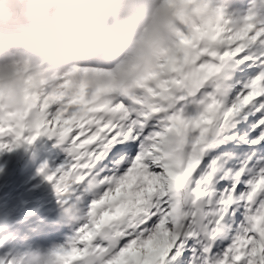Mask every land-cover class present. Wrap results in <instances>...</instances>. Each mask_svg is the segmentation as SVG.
Here are the masks:
<instances>
[{
    "label": "snow or ice",
    "instance_id": "obj_1",
    "mask_svg": "<svg viewBox=\"0 0 264 264\" xmlns=\"http://www.w3.org/2000/svg\"><path fill=\"white\" fill-rule=\"evenodd\" d=\"M219 3L161 0L171 38L116 67L39 89L15 69L23 107L0 77V150L66 146L45 177L77 217L56 264H264V0Z\"/></svg>",
    "mask_w": 264,
    "mask_h": 264
},
{
    "label": "clouds",
    "instance_id": "obj_2",
    "mask_svg": "<svg viewBox=\"0 0 264 264\" xmlns=\"http://www.w3.org/2000/svg\"><path fill=\"white\" fill-rule=\"evenodd\" d=\"M172 23L161 0H0L4 102L23 107L13 75L17 68L38 89L50 87L73 67H116L141 50L147 52L149 35L166 43ZM131 82L132 77L125 81ZM65 217L69 223L77 218L68 212ZM20 264H56V258L53 249L37 245L21 255Z\"/></svg>",
    "mask_w": 264,
    "mask_h": 264
},
{
    "label": "rangeland",
    "instance_id": "obj_3",
    "mask_svg": "<svg viewBox=\"0 0 264 264\" xmlns=\"http://www.w3.org/2000/svg\"><path fill=\"white\" fill-rule=\"evenodd\" d=\"M65 147L42 135L31 144L0 150V259L5 264H20L21 255L37 245L54 249L72 233L75 222L56 215L64 197L45 178L64 161ZM35 150L40 152L36 160Z\"/></svg>",
    "mask_w": 264,
    "mask_h": 264
},
{
    "label": "bare ground",
    "instance_id": "obj_4",
    "mask_svg": "<svg viewBox=\"0 0 264 264\" xmlns=\"http://www.w3.org/2000/svg\"><path fill=\"white\" fill-rule=\"evenodd\" d=\"M224 1H226V0H224Z\"/></svg>",
    "mask_w": 264,
    "mask_h": 264
}]
</instances>
